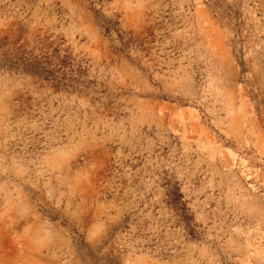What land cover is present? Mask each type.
Instances as JSON below:
<instances>
[{"label":"rangeland","instance_id":"obj_1","mask_svg":"<svg viewBox=\"0 0 264 264\" xmlns=\"http://www.w3.org/2000/svg\"><path fill=\"white\" fill-rule=\"evenodd\" d=\"M3 38L82 71L0 68V264H264V0H0Z\"/></svg>","mask_w":264,"mask_h":264},{"label":"trees","instance_id":"obj_2","mask_svg":"<svg viewBox=\"0 0 264 264\" xmlns=\"http://www.w3.org/2000/svg\"><path fill=\"white\" fill-rule=\"evenodd\" d=\"M14 45L15 42H9L7 38L0 41V49H3L0 51V68L38 77L54 88H73L78 83L76 77L82 67L75 63L71 54L60 53L59 45L37 53Z\"/></svg>","mask_w":264,"mask_h":264}]
</instances>
